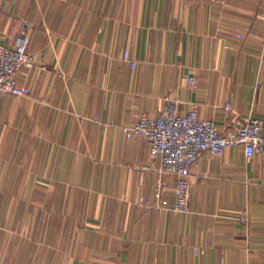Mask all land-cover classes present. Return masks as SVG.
Returning a JSON list of instances; mask_svg holds the SVG:
<instances>
[{
	"label": "crops",
	"instance_id": "crops-1",
	"mask_svg": "<svg viewBox=\"0 0 264 264\" xmlns=\"http://www.w3.org/2000/svg\"><path fill=\"white\" fill-rule=\"evenodd\" d=\"M25 31L32 95L0 96V264H264L263 158L203 153L183 214L123 132L168 94L221 132L264 120V0H0V43Z\"/></svg>",
	"mask_w": 264,
	"mask_h": 264
},
{
	"label": "built area",
	"instance_id": "built-area-1",
	"mask_svg": "<svg viewBox=\"0 0 264 264\" xmlns=\"http://www.w3.org/2000/svg\"><path fill=\"white\" fill-rule=\"evenodd\" d=\"M244 38V36H238ZM31 35L25 31L18 44L8 46L0 43V96L26 98L32 95V90L20 83L22 71L33 67L35 57L29 52ZM123 59L133 68L137 63L128 52ZM188 83L194 79L189 77ZM227 114L231 105L225 106ZM100 122L98 118L94 119ZM123 132L128 139L143 137L148 141L150 157L159 158L163 171L175 177V202L172 209L175 212L188 214L190 212V176L195 163L203 153L213 157H221L229 148L242 147L248 159L255 156L264 159V120L251 116L241 125L231 127L221 132L212 120L200 117L197 105H192L182 112L177 99L168 94L164 98L158 117L147 114L139 116L135 124L124 127ZM156 196H161V189H156ZM149 200H140L141 205H148ZM164 207L167 201L161 203ZM243 223L248 225L249 213L241 215ZM198 253V250H195Z\"/></svg>",
	"mask_w": 264,
	"mask_h": 264
}]
</instances>
